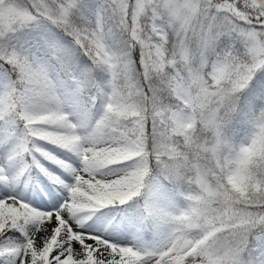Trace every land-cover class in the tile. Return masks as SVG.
I'll return each instance as SVG.
<instances>
[{
	"label": "snow or ice",
	"instance_id": "6c2138e0",
	"mask_svg": "<svg viewBox=\"0 0 264 264\" xmlns=\"http://www.w3.org/2000/svg\"><path fill=\"white\" fill-rule=\"evenodd\" d=\"M0 264H264V0H0Z\"/></svg>",
	"mask_w": 264,
	"mask_h": 264
}]
</instances>
